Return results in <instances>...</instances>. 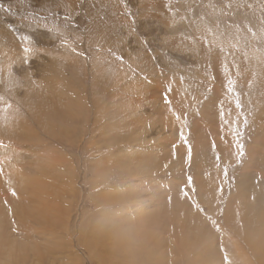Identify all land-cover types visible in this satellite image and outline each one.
Here are the masks:
<instances>
[{"label":"rangeland","instance_id":"rangeland-1","mask_svg":"<svg viewBox=\"0 0 264 264\" xmlns=\"http://www.w3.org/2000/svg\"><path fill=\"white\" fill-rule=\"evenodd\" d=\"M236 248L264 264V0H0V264Z\"/></svg>","mask_w":264,"mask_h":264},{"label":"bare ground","instance_id":"bare-ground-1","mask_svg":"<svg viewBox=\"0 0 264 264\" xmlns=\"http://www.w3.org/2000/svg\"><path fill=\"white\" fill-rule=\"evenodd\" d=\"M190 27V26H189ZM184 33V32H183ZM198 36V35H197ZM201 41V40H200ZM208 43V42H207ZM208 45V44H207ZM196 46V45H195ZM207 47V46H206ZM208 48H209V45H208ZM202 52V51H201ZM200 52V54H203L204 52H202L201 53ZM199 53V52H198ZM209 53V55H211V54H213L212 52L210 53V52H208ZM207 53V54H208ZM199 54V55H200ZM208 55V56H209ZM214 56V55H213ZM206 57V56H205ZM211 57H212V55H211ZM215 58V56L213 57V59ZM209 59V58H208ZM212 59V60H213ZM211 60V61H212ZM228 64V63H227ZM228 66V65H227ZM230 67H231V65H229ZM229 66H228V68H229ZM233 66V65H232ZM243 70V69H242ZM231 73V72H230ZM228 106V105H227ZM259 108V107H258ZM227 111V110H226ZM256 113V112H255ZM227 119V118H226ZM209 126V125H208ZM207 134H208V132H207ZM223 134V133H222ZM8 135H6V136H4V137H7ZM222 136V135H221ZM203 180V179H202ZM212 183H214V182H212ZM215 184V183H214ZM217 185V184H216ZM107 195V194H106ZM125 202V201H124ZM131 202V201H130ZM165 202V201H164ZM170 203V202H169ZM134 204V203H133ZM171 204V203H170ZM131 206V205H130ZM133 206V205H132ZM127 207V206H126ZM126 210V209H125ZM119 212V211H118ZM121 213V212H120ZM123 213V212H122ZM126 213V212H125ZM129 214V213H128ZM105 215H106V213H105ZM109 214H107V222H108V226H105V229H104V227L102 228V229H104L105 230V232H107L108 234H110L111 236H113V237H115L116 239L118 238V236H121V235H123L124 236V234H125V232H126V228L127 227H129V226H131V224H130V219L129 220H124V219H126L125 218V216L126 215H124V217L121 215V214H119V213H113V214H110L109 216H108ZM129 217V216H128ZM105 219V218H104ZM104 221V220H103ZM196 221V220H195ZM107 222H106V224H107ZM131 223H133V222H131ZM196 223V222H195ZM105 224V225H106ZM135 225V224H134ZM231 225V224H230ZM203 228V227H202ZM99 229H101L100 228V226H99ZM96 230H97V227H96ZM203 231H205V230H203ZM107 233H105V234H107ZM107 234V235H108ZM118 234V236H116ZM211 234V233H210ZM99 235V234H98ZM99 237V236H98ZM125 237V236H124ZM129 237V236H128ZM151 238H153L152 236H151ZM102 239V238H101ZM122 239V238H121ZM154 239V238H153ZM152 239V241L151 242H153L154 240ZM155 239H157V238H155ZM179 239H181L180 237H179ZM109 242V241H108ZM113 242V241H112ZM111 242V243H112ZM121 242L123 243V241L121 240ZM128 242V241H127ZM159 242V241H158ZM160 242H163V241H160ZM191 242V241H190ZM105 243H107V242H105ZM110 243V242H109ZM154 243H156V241L154 242ZM185 243V242H184ZM104 244V243H103ZM144 244V243H143ZM148 244H149V242H148ZM157 244V243H156ZM162 244H164V243H162ZM161 244V246H163ZM180 244V243H179ZM113 246H114V244H112ZM115 246H120V245H118V244H116ZM152 246H154V245H152ZM186 246V245H185ZM145 247H146V244H145ZM151 247V246H150ZM104 249H105V244H104V247H103ZM116 248V247H115ZM118 248V247H117ZM146 248H148L147 250H149V247H146ZM160 248V247H159ZM162 248V247H161ZM211 248V247H210ZM109 249H111V248H109ZM151 249V248H150ZM156 249V248H155ZM184 249V248H183ZM146 250V251H147ZM170 250V249H169ZM235 250H238L239 252L237 253L238 254V256H240V258L238 259V260H240V261H242L244 264H253V261L251 260V258L248 256L249 254H245V252L244 251H241L240 249H238V248H236ZM169 252V251H168ZM215 252V251H214ZM162 253H163V251H162ZM171 253V252H170ZM137 254V253H136ZM149 255H150V252L148 253ZM152 255H154V254H152ZM165 255H166V253H165ZM101 256H103V255H101ZM112 256V255H111ZM151 256V255H150ZM190 256V255H189ZM146 257H149V256H146ZM152 257V256H151ZM153 258V257H152ZM151 258V259H152ZM145 259H147V258H145ZM256 259V261L258 262V260H262V258L261 257H258V258H255ZM30 260V259H29ZM177 260V259H176ZM254 260V259H253ZM156 263V262H155ZM154 264V263H153Z\"/></svg>","mask_w":264,"mask_h":264},{"label":"snow or ice","instance_id":"snow-or-ice-1","mask_svg":"<svg viewBox=\"0 0 264 264\" xmlns=\"http://www.w3.org/2000/svg\"><path fill=\"white\" fill-rule=\"evenodd\" d=\"M188 179H189V183H191V177H189ZM213 225H215V221H213Z\"/></svg>","mask_w":264,"mask_h":264}]
</instances>
